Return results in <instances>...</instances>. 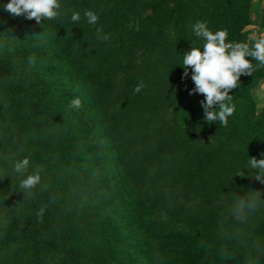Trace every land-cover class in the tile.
Instances as JSON below:
<instances>
[{"label": "trees", "instance_id": "1", "mask_svg": "<svg viewBox=\"0 0 264 264\" xmlns=\"http://www.w3.org/2000/svg\"><path fill=\"white\" fill-rule=\"evenodd\" d=\"M8 2L0 0V128L11 133L0 153L4 260L24 264L32 247L66 241L72 264H264V205L231 214L235 196L264 193L247 166L264 158V107L252 93L264 67L229 93L225 127L205 121L204 96L189 94L192 70L184 77L181 66L193 46L203 51L198 21L251 45L252 0H59L64 17L39 24L10 14ZM75 97L79 110L69 107ZM24 157L22 176L14 163ZM38 169L41 183L23 194L20 181Z\"/></svg>", "mask_w": 264, "mask_h": 264}, {"label": "clouds", "instance_id": "2", "mask_svg": "<svg viewBox=\"0 0 264 264\" xmlns=\"http://www.w3.org/2000/svg\"><path fill=\"white\" fill-rule=\"evenodd\" d=\"M5 9L14 16L23 15L26 19H34L37 24L41 23L42 20L62 19L65 15L61 10L59 0H9ZM70 11L71 22H79L81 20L80 12ZM83 15L88 24H97L99 17L93 10H85ZM127 26L133 27L132 24ZM134 27L139 30V23H136ZM192 31L204 43L203 51L200 47L193 46L191 51L182 56L183 76L187 77L188 69L191 68V80L195 85L189 94L198 93L204 96L200 104L207 123L211 124L218 121L226 127L228 118L235 111L233 95L229 93L238 87L242 75L251 76L257 68L264 67V35L253 36L250 45L248 42H226L228 30H218L214 33L208 28L206 21L196 22L192 25ZM101 32L102 29L98 28L97 38L108 40V35H99ZM247 57L253 58L256 64L254 65ZM30 62H34L32 58H30ZM144 87L145 85L141 81L134 91L139 93ZM69 107L79 110L82 107L81 99L79 97L73 98ZM261 155L264 156V153ZM29 166L30 158L24 157L14 163V171L23 176L27 173ZM247 166L253 170V174L249 177L264 184V158L249 157ZM41 172L42 170L38 169L20 181L19 187L23 194L32 195V191L41 183ZM236 176L244 177L245 172L238 171ZM262 195L264 193L261 191L249 189L246 195L235 196L231 214L235 217L244 218L255 212L259 206L264 205ZM43 212L44 209L41 208L37 215L42 217Z\"/></svg>", "mask_w": 264, "mask_h": 264}, {"label": "rangeland", "instance_id": "3", "mask_svg": "<svg viewBox=\"0 0 264 264\" xmlns=\"http://www.w3.org/2000/svg\"><path fill=\"white\" fill-rule=\"evenodd\" d=\"M264 7V0H252L251 9V23L246 26L248 33V41L251 43L253 36L264 35V25L261 24V12ZM254 99L256 100L257 108L260 110L264 107V79L252 91ZM11 133L6 132L0 128V153L9 149L10 145L6 144ZM0 176H4L0 171ZM7 213L5 209L0 210V228L6 222ZM32 247L30 251L21 260L24 264H72L69 258V247L66 241H61L54 249H35ZM5 254L0 250V264H11L10 260H4Z\"/></svg>", "mask_w": 264, "mask_h": 264}]
</instances>
